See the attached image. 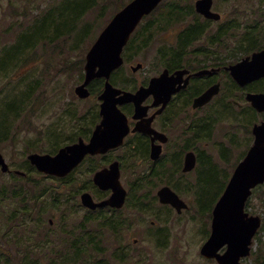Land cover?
<instances>
[{
  "label": "rangeland",
  "instance_id": "rangeland-1",
  "mask_svg": "<svg viewBox=\"0 0 264 264\" xmlns=\"http://www.w3.org/2000/svg\"><path fill=\"white\" fill-rule=\"evenodd\" d=\"M80 1L0 0V113L6 112L8 106H14V111L16 106L23 107L22 100L27 91L35 88V95L26 106L25 114L17 117L11 112L6 115L13 135L7 144L0 145V152L13 170L11 174H3L0 170V188L7 191V200L0 205V252L6 253L11 249L13 256H9L10 261L12 259L15 264H80L73 257H68L62 263L56 262L57 255L71 253L70 246L65 248L66 238L61 233L67 230L72 236H77L80 233L78 227L86 216V210L81 206V194L87 191L99 195L91 182L94 162L87 160L69 179L44 180L42 174L30 170L27 156L31 153H53L57 142L65 145L73 142V139L77 140L78 136H89L99 120L100 101L99 94L91 95L86 100L76 96L75 88L84 78L85 62L83 65L79 62L85 60L102 30L131 0H91L90 4L94 7L77 23L71 21L69 25H76L70 31H64L62 38L49 32L43 42L28 48L21 62L26 61L18 65L16 58L11 66L3 62L5 53L18 47L23 34L27 35L25 38L32 34L33 25L47 10L60 13L67 6ZM189 1L194 5L195 0ZM213 9L223 15L224 20L220 25L214 24L205 35V46L209 45L208 41L214 40L213 36L229 26L236 29L227 39H223L225 49L222 53L232 55L233 59L246 55L241 46L250 33L258 31L260 40L264 42V0H214ZM178 35L179 25L156 34L148 48L134 59H129L116 75L123 77L131 73L132 66L143 63L144 69L135 74L139 83L154 76L155 71L162 70V67L157 68L160 52L174 47ZM15 55L18 56V53ZM255 87L262 89L264 83ZM229 95L240 99L243 94L228 83L210 109L199 114L204 128L198 132L206 142L209 129H213V140L206 155L218 166L230 170L239 161L242 152L252 144L251 125L260 119L250 107H245L240 113L231 105V98L226 99ZM201 147L205 148L206 144ZM119 156L124 158L122 181L128 188L135 180L133 173L136 178L137 165L147 168L149 164L144 159L123 152L114 154L113 158ZM178 161L175 160L176 165ZM16 170L28 172L32 177L35 183V188L32 185L34 199L23 183L13 179L17 176L14 173ZM194 184L189 185L190 189ZM21 188L24 189L22 195L15 198L13 192ZM190 189H186L183 196L191 207L180 219L172 217L170 211L158 208L155 201V207L144 213H138L134 207L125 208L123 213L127 210L122 215L129 220L134 216L128 211L136 212L131 228L121 235L112 233L110 221L104 219L97 222V227L103 226L100 234L102 245L99 247L103 251L94 253L95 258L84 261V264H217L201 255L210 227V220L205 223L206 219L201 213L208 207L216 188H212L208 194L201 191L202 197ZM26 209L30 210L31 216L24 215ZM248 213L259 216L264 223V186L251 197ZM105 215L112 218L108 213ZM155 215L163 218L157 228L151 225ZM50 220L54 223L50 224ZM165 226L169 232L161 230ZM86 230L95 233L96 227L93 224ZM259 238L251 256L243 259V264H258V261L264 260V233Z\"/></svg>",
  "mask_w": 264,
  "mask_h": 264
},
{
  "label": "water",
  "instance_id": "water-1",
  "mask_svg": "<svg viewBox=\"0 0 264 264\" xmlns=\"http://www.w3.org/2000/svg\"><path fill=\"white\" fill-rule=\"evenodd\" d=\"M163 1L132 0L101 32L86 55L85 78L83 83L76 87L75 93L81 99H88L91 95L89 90L91 83L96 79H104V92L98 98L102 102L100 110L102 120L96 126L88 143L79 139L77 143L60 149L55 155L31 153L27 159L39 173L65 178L88 156L105 154L110 149L122 145L130 129L127 117L119 109L120 105L134 103L136 113H139L147 110L143 103L152 95L158 100L157 105L163 104L161 112L171 96L178 91L169 84V81L174 77H183L186 71L178 72L177 76L169 78L167 70L160 77L153 78L148 87H141L136 93L123 91L111 83L112 74L124 64L123 52L133 33L143 19L152 14ZM213 5V0H197L195 3L197 13L207 19L220 21L221 14L212 10ZM142 68L143 64L139 63L132 70L137 72ZM228 70L240 87L264 78V50L253 53ZM185 87L186 85L183 86ZM219 91L220 85L213 86L196 100L195 107L206 105ZM246 100L259 113H264L263 93H249ZM133 132L151 133L144 123ZM253 133L256 137L255 143L234 171L217 202L213 210L212 233L201 248V255L208 260H216L217 264H242V260L251 255L254 238L262 226V219L246 212V205L253 195V190L264 184V122L256 124ZM159 155L160 151L155 152L153 159L156 160ZM194 166L195 158L189 155L185 170H191ZM0 170L4 174L11 173L10 166L1 152ZM16 174L25 175L21 171H16ZM120 177L117 162L111 164L110 168L99 171L94 178L96 185L103 191L110 190L112 195L105 201L95 203L90 193H84L81 196L82 205L91 210L108 206L122 208L127 191ZM159 197L162 203L171 204L179 212L188 208L187 204L169 188L162 189Z\"/></svg>",
  "mask_w": 264,
  "mask_h": 264
},
{
  "label": "flooded vegetation",
  "instance_id": "flooded-vegetation-1",
  "mask_svg": "<svg viewBox=\"0 0 264 264\" xmlns=\"http://www.w3.org/2000/svg\"><path fill=\"white\" fill-rule=\"evenodd\" d=\"M196 1L197 0H195V2ZM183 10L184 12H186V10L188 9H183ZM194 10L196 16L189 11L186 16L180 18L181 21L180 24H178L179 35L185 32L186 27L189 24L195 23L199 19L210 21L211 26H213L214 24L220 25L224 20L223 15H221L222 16L221 21L216 22L214 20L207 19L204 16L197 13L196 7H194ZM213 11L216 12L214 9ZM204 42L205 41L203 38L201 40L195 41L192 44H186V47H184L182 50V57H181L182 61L179 64H175L171 68L167 63L162 64V70L160 69L161 71L160 70L155 71L156 74L154 76L149 77L146 80H143L141 83H139V81L136 79L135 74L144 69L143 63H142L143 68L137 72H133L132 70V68L137 65L136 64L135 66L131 67V73H127V75L123 77H119L118 75H116L120 70H122L125 63L129 61L125 59L124 55H123L124 57L123 66L113 73L111 78V83L114 85V87L121 89L123 91L125 90V91H130L132 93H136L141 87H148L153 78L160 77L167 70L169 71L168 72L169 78L177 76L178 72L186 71L183 77L181 78L174 77L172 80L169 81V84L173 85L175 89H178V91L171 96V99L169 100V102L161 112L160 110L163 108V104L157 105L158 100L152 95L148 97L146 101L143 103V107H147V110H144L142 112L140 111L139 113H136V106L134 103H127L124 105H120L119 109L122 111V113H124V115L126 114L125 116L129 121V129H130V132L124 138L123 144L116 148L110 149L105 154L88 156L84 162L86 163V161L90 160V158H94L92 163L93 162L95 163L94 164L95 169L93 170L94 177L92 178L91 182L93 187L99 192V195L94 193L93 194L90 193V194L92 195L95 203H100L102 201H105L109 199L110 196L112 195V192L110 190L103 191L96 185L94 181L95 175L103 169L110 168V165L115 162L119 164V169L121 171L120 181L123 187L127 191L125 203L122 209L112 208L108 206L103 208H97L96 210H91L81 205L86 210V216L84 218L85 219L84 222L81 223L80 226L87 229L88 227H91L94 224L96 227V232L95 233L91 232V234H95L97 241L100 242V245H102V241L100 240V234L103 226L97 227L96 225L97 222L102 221L104 219L112 222L113 224L112 227L108 224L111 227L112 233L115 235L118 234L121 235L124 231H127L128 229L131 228V224H133V220L135 217L134 211L136 210L138 213H144L150 211L152 208L155 207V201L158 203V208L166 209L171 212L172 217L174 216L180 219V216H182L185 212H187L191 207L190 204L184 199L183 193L185 194L186 189H190L189 186L190 184L195 183L193 188H191L190 190L197 192V196L200 195V197H202L201 191L205 189H210L208 186L204 185L205 179L212 180L213 188L214 187L216 188L215 191L216 193L215 192H214L215 194L213 193L214 195L210 200L208 207L204 210V212L201 213V216L207 220L204 221L205 223H209L210 220V227L206 224L209 227V231H207L208 234L207 240L209 239L212 233L213 210L217 202L223 195L234 171L236 170L240 162L246 157L249 149L252 148V146L255 143L256 137L253 133L254 126L256 124H260L264 122V118L262 117L264 113H259L255 108L252 107L251 103H249L246 100V96L249 93L264 94V90L262 91L255 87L264 83V78L254 81L249 85H246L245 87H240L235 82V80L231 75V72L228 69L240 63L247 56L245 55L244 57L233 59V57H231L232 55H227L222 53L223 50L225 49V46L222 44V41H218V43L217 41H208L209 45L207 46H205ZM214 42H216L217 44H213ZM135 57L136 56L133 55L131 56L130 59H134ZM164 58L166 57L164 56ZM113 77H115L118 83L117 85L113 82ZM118 79H121V81L119 82ZM98 80L103 81L101 92L97 93L99 94L98 95L99 98V96L104 92L105 80L96 79L91 84H94L95 81ZM227 82L230 83L232 87L236 88L244 95V97L243 95H241L240 99L238 97L231 98L230 95L227 96L226 97L227 100H229L230 98L232 100L231 105L236 107L240 111V113H242L245 107H250L254 111V113L258 115L260 119L259 121H254L251 125L252 144L249 146V148H247L242 152L241 158L230 170L224 166H218L217 163L212 158H210V156L206 155L207 149L209 148L213 140L212 139L214 136L213 129L212 128L209 129V134H208L209 137H208V141L206 142L205 140H202L203 138L199 135L198 132L199 130H202L204 128V124H202V122H200L198 118L199 114L208 111L210 107L221 97L223 90L225 89V86L228 85ZM123 83L136 84V88L135 89L123 88L121 87V84ZM184 85H186L185 88H183ZM215 85H220L219 93L215 95L212 98V100L206 105L195 107L196 100L199 99L202 95H204L208 90H210ZM91 86L89 87V89L90 92L92 93ZM100 110H101V103H100ZM100 110L97 116L99 117V120L94 125L91 133L89 134L88 139L86 138V136L84 137L78 136L79 138L77 140L73 139V142L68 141L69 143L65 145L57 146L54 149L56 153H50V154L52 155L57 154L60 149L77 143L79 139H83L86 143H88L89 139L91 138L90 136L93 134L96 128L95 126L100 124L102 120V117L100 115ZM141 123H144V126H146V128L150 130L151 133L133 132V130L136 129L138 126H140ZM203 144H206L205 148L201 147V145ZM223 149H225V147H223ZM157 151H160V155L155 160L153 159V155ZM119 152H123V154H128L131 157L144 159L149 164L147 168H143L137 165L136 178L133 173V177L135 180H133V183H131V185L128 186V188L124 186L122 181V175H123L122 162L124 161V158H121L120 156L118 158H113V155ZM189 155H193V157L195 158V166L191 170L186 171L185 170L186 161ZM177 159H179V161L177 162L176 165L175 160ZM79 167H77L67 177L57 178V179L62 180V179L71 178L74 175V173L78 171ZM41 177L44 180H48V178H56L47 175H43ZM141 182L145 184L142 185L140 190L142 188L145 190L146 187H148L150 191L146 193L145 197L148 200L151 199L154 204L152 205L151 203H147L148 206L143 211L136 209V206L133 204L134 196L131 195L132 191L134 189H137L141 185ZM164 188H169L171 191H173L183 202L187 204L188 208L184 209L182 212H179L177 208L173 207L171 204H164L160 202L161 199L159 197V192ZM156 190L157 192L155 194ZM84 193H89V192L84 191L81 194V196ZM81 196H80V201H81ZM128 207L129 208L134 207L135 209L134 211L133 210L128 211L130 215L134 216L130 220L122 215L123 210ZM106 213L110 214L114 220L112 218H107L105 215ZM174 213L176 214V216L174 215ZM153 217L155 218V220L151 221V225L157 228L158 223L162 222L163 218L159 217L158 215H155ZM167 220L168 219H166V221ZM53 223L54 221L50 220V224ZM79 227H78V231H80ZM161 230L169 232L167 226H165ZM260 230L254 238L252 248L255 246V242L259 239ZM63 232H69V231L66 230ZM134 242L137 243L138 240L135 239ZM101 250L103 249L101 248ZM224 251L225 249H223L222 253H224Z\"/></svg>",
  "mask_w": 264,
  "mask_h": 264
},
{
  "label": "trees",
  "instance_id": "trees-1",
  "mask_svg": "<svg viewBox=\"0 0 264 264\" xmlns=\"http://www.w3.org/2000/svg\"><path fill=\"white\" fill-rule=\"evenodd\" d=\"M90 2L91 0H81L79 3L71 4L67 6L64 9V11L60 12V13H63L61 17L59 16L60 13L57 12V10H55L56 13L50 10H47L41 16V18H39L33 25L32 34H29L27 38H25L27 35L23 34L18 47L16 49L13 48L14 50L10 49L5 53V56H4L5 60H3V62L6 61V63L9 66H11V64L17 58V64L19 65V63L22 60V56L28 51V48L29 47L32 48L34 44L36 46L38 43L43 42L42 40L46 37V35L49 32H51L52 34H55L56 37H58L59 39L62 38L64 36L62 35L64 31H70V29H72L76 25V24L69 25L71 21L72 22L76 21L77 23L79 19H82V17L86 13H88V11L92 9V7H94V6H91ZM183 9H188V10L184 12ZM189 11L196 16L194 5L190 3L189 0H172V1L165 0L158 7V9L154 11V13L151 16L145 18L143 22L139 25V27L133 34L130 42L128 43L127 47L124 50L123 55L125 59L129 60L131 56L133 55L138 56L144 49L148 48V46L153 41V37L156 34L163 33L169 30L170 28H172L173 26L180 24V21H181L180 18L186 16ZM149 20H152V21L149 22ZM64 22L66 23L63 26L62 24ZM209 22L210 21L199 19L195 23L189 24L186 27L185 32L178 35V38H177L178 42L176 43L174 47H169L168 49L160 52L159 60H157V64L158 66H160L159 68H161L162 64H165V63H167L170 68L173 67L175 64H179L182 61L181 57H182L183 48L186 47V44H192L195 41L203 39L205 35L209 32V30L212 28L210 24L211 22L210 23ZM202 27L203 29H201ZM235 29L236 27L233 26L230 28L229 26V28L220 31L216 36H213L214 40L212 41H217L218 43V41H223V39L225 38L227 39L230 36V33L234 32ZM191 33L193 37L191 36ZM259 36H260V33L258 31H254L253 33H250L249 36H247L245 40L243 41L244 45H242L241 47L245 49L246 56H249L254 52L264 49V42L260 40ZM196 37L198 39H196ZM190 39L191 40L193 39V40L190 41ZM44 42L49 43L48 40H44ZM217 43L214 42L213 44H217ZM16 53H18V56L15 55ZM164 56L166 58H164ZM23 61H26V60H23ZM84 62L85 60H82L79 62V64L83 65ZM81 68H82L81 71H83L82 66ZM7 73H5V75ZM81 77H83V74L81 75ZM113 82L116 85L118 84L115 77H113ZM102 86H103V81H99V80L95 81V83L92 84L91 86L92 94L94 95V94L101 92ZM121 87L127 88V89H135L136 84L123 83L121 84ZM34 90L35 88H31L27 91L26 97H24V99L22 100L23 107L19 106L18 108V106H16L15 111H14L13 110L14 106L13 107L8 106V109H6L7 110L6 112L0 113V145L7 144V142L11 140V137L13 135L10 124H8L7 122L6 115L10 114L11 112H14L17 117L21 116V114H25L26 109H27L26 106L29 104V102L35 95ZM259 90L263 91L264 88L259 89ZM262 117L264 118V115ZM88 137L89 136H86V138ZM61 143L62 142H57V145L59 146ZM53 153H56V151H54ZM93 160L94 158H90L91 162ZM27 164L29 163L27 162ZM29 168L30 170L35 171V169H33V167L30 164H29ZM13 179L17 180L18 182L23 183L24 187L28 189L30 194H32L31 197H33V194L35 193V190H33L35 188V183L33 182L32 177L28 174V172H26L25 176L23 177L16 176ZM144 184L145 183L141 182V185L137 189H134L131 193V195L134 196L133 204L136 206V209L140 211L145 210V208L148 206L147 203H151L152 205H154L151 199L148 200L145 197L146 193L150 191L148 187H146L145 190L143 188L140 190V188ZM32 185L34 186V188L32 187ZM204 185L208 186L210 189L202 190V192L205 194H208L210 190L213 188L212 180L205 179ZM262 187L263 186L258 187L254 191V193ZM23 191H24L23 188H21L20 190L14 191L13 193H14L15 198L21 196ZM6 195H7V191L0 188V205H2L7 200ZM249 207H250V200L248 201V204H247V210L249 209ZM24 215L31 216L30 210L26 209ZM110 226L111 227L113 226L112 222H110ZM79 228H80L79 229L80 233L77 236H72L71 232H62L61 235L65 236L66 238L65 248L70 246L71 253L67 255L65 252H63L62 254L57 255L56 262L62 263L68 257H73L75 261H78L80 264H84V261H90L92 258H95L96 255L94 253H97V252L100 253V250H101V249L99 250L100 242L97 241L95 234L87 233L86 228L82 226H80ZM117 233H118V230H117ZM262 233H264V223L260 230V234ZM258 240H260V238ZM11 255L13 256L11 249H8L6 253L0 252V264H15L12 262V259L10 261L9 256ZM6 257H7V261H6ZM258 264H264V260L258 261Z\"/></svg>",
  "mask_w": 264,
  "mask_h": 264
},
{
  "label": "bare ground",
  "instance_id": "bare-ground-1",
  "mask_svg": "<svg viewBox=\"0 0 264 264\" xmlns=\"http://www.w3.org/2000/svg\"><path fill=\"white\" fill-rule=\"evenodd\" d=\"M204 23H205V22H204ZM209 23H210V22H209ZM209 23H208V24H209ZM206 24H207V23H206ZM206 24H205V26H206ZM201 29H203V27H202ZM205 30H206V29H205ZM202 31H203V30H202ZM195 32H196V31H195ZM205 32H206V31H205ZM189 33H190V32H189ZM192 33H193V32H192ZM192 33H191V36H192ZM203 34H204V33H203ZM196 35H198V34H196ZM187 36H188V35H187ZM192 37H193V36H192ZM190 38H191V37H190ZM196 39H198V38L196 37ZM192 40H193V39H192ZM192 40L190 39V41H192ZM262 79H263V78H262ZM248 85H249V84H248ZM251 85H252V84H251ZM245 89H246V88H245ZM124 91H125V90H124ZM258 93H259V92H258ZM201 94H204V93H201ZM121 112H122V111H121ZM123 114H124V113H123ZM125 115H126V114H125ZM96 123H97V122H96ZM95 127H96V126H95ZM91 136H92V135H91ZM91 136H90V137H91ZM89 140H90V139H89ZM120 172H121V171H120ZM160 202H161V200H160ZM122 208H123V207H122ZM122 208H121V209H122Z\"/></svg>",
  "mask_w": 264,
  "mask_h": 264
}]
</instances>
